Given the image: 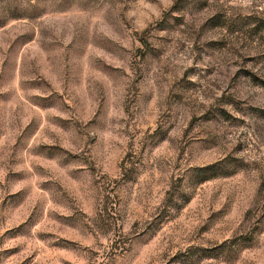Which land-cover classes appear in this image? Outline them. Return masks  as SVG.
Listing matches in <instances>:
<instances>
[{"label": "rangeland", "instance_id": "1", "mask_svg": "<svg viewBox=\"0 0 264 264\" xmlns=\"http://www.w3.org/2000/svg\"><path fill=\"white\" fill-rule=\"evenodd\" d=\"M0 264H264V0H0Z\"/></svg>", "mask_w": 264, "mask_h": 264}]
</instances>
